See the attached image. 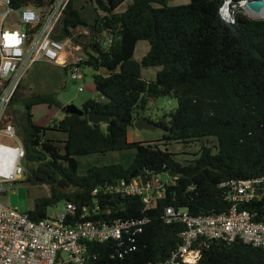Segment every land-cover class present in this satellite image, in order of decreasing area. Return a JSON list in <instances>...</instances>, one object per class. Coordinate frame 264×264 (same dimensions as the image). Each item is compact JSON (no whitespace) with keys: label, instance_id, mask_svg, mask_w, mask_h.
I'll return each mask as SVG.
<instances>
[{"label":"trees","instance_id":"obj_1","mask_svg":"<svg viewBox=\"0 0 264 264\" xmlns=\"http://www.w3.org/2000/svg\"><path fill=\"white\" fill-rule=\"evenodd\" d=\"M125 1L87 0L97 13L90 23L74 0H69L61 18L55 37H69L81 45L86 56L82 67L95 70L92 79L100 97L85 100L82 115L62 112L61 117L40 125L33 121L32 108L46 104L60 109L55 91L23 97L20 85L11 100V106L20 107L11 113L25 151L24 180L49 186V193L37 197L27 210L33 219L47 217L48 208L60 201L81 204L93 198L100 203L96 218L148 219L129 251L123 252L115 240L88 242L90 264L163 262L183 230L180 222L164 221L165 206L186 208L192 215L219 213L230 207L225 188L219 186L222 181L261 177L264 186V18H250L238 8L234 22L228 23L219 11L224 0H189L176 5L167 0H131L118 11ZM52 2L11 0L10 5L17 9ZM78 26L93 30L87 42L74 37L73 29ZM140 40H146L149 49L137 60L133 53ZM150 66L159 69L154 78L146 79L141 68ZM160 96L177 102L167 120L153 121L164 130L160 141L212 138L215 145L202 144L193 159L181 162L167 148L129 141L128 128L138 116L145 117L150 101ZM89 111L111 117L90 123ZM48 130L66 133L62 149L46 136ZM131 148L135 154L127 166L93 165L84 174L77 172L76 156ZM158 165L169 178L163 198L150 210H143L139 196L109 192L104 186L108 181L127 180L133 171L139 181L159 175L162 171H148ZM94 189L96 194H92ZM243 208L254 212V219L264 220L262 201ZM196 246L200 257L194 264H264V248L239 239H204Z\"/></svg>","mask_w":264,"mask_h":264},{"label":"built area","instance_id":"obj_2","mask_svg":"<svg viewBox=\"0 0 264 264\" xmlns=\"http://www.w3.org/2000/svg\"><path fill=\"white\" fill-rule=\"evenodd\" d=\"M68 1L53 0L48 6L26 5L14 9L11 0H0L3 7L0 10V264H90L88 242L115 240L123 252L129 251L148 220L146 217L96 218L100 211L98 198L81 204L65 200L61 212L35 220L27 211L11 207L9 198L5 197L11 185L24 175L25 151L10 110L24 75L35 62L41 59L56 62L63 53L61 64L67 67L69 77L76 81L83 79L82 63L86 56L80 52V45L73 44L69 37H55V28L60 26ZM224 3L219 9L221 17L233 23V13L238 7H232L224 17L221 12ZM12 13L16 19L9 20ZM78 90L82 87L78 86ZM262 180L254 177L222 181L219 186L225 188L224 198L230 207L219 213L192 215L186 208L165 206L164 221L180 222L183 230L170 256L155 264L196 263L200 257L196 245L204 239H239L264 248V220L254 219L255 213L243 208L247 203L259 201L264 206ZM117 181L114 187L105 186L109 192L139 196L143 210H150L163 198L168 179L151 174L142 181L134 177L128 182ZM61 253H66L68 258H62Z\"/></svg>","mask_w":264,"mask_h":264},{"label":"rangeland","instance_id":"obj_3","mask_svg":"<svg viewBox=\"0 0 264 264\" xmlns=\"http://www.w3.org/2000/svg\"><path fill=\"white\" fill-rule=\"evenodd\" d=\"M75 4L82 8V14L88 18L90 23H93L96 16L94 7L87 2V0H75ZM229 4V10L232 7H238L241 11L250 18H254L245 12L242 6L243 0H238L236 6L233 5L232 0H225ZM129 2V1H128ZM189 0H167L169 5H176L187 3ZM245 3V2H244ZM125 4L121 7L123 9ZM3 7H0V10ZM98 13L102 14L98 10ZM264 18V17H261ZM8 19H16V14L12 13L9 15ZM59 31V26L55 28V32ZM93 32L90 27L78 26L74 29V37L81 42H87L89 35ZM73 44V40L70 38ZM81 47V45H80ZM148 47V42L146 40H140L136 43L134 48V58L140 60L145 54L146 48ZM81 52V51H80ZM79 53V51H78ZM63 65L55 64L44 59L35 62L30 66L26 74L24 75L19 92L23 94V97L30 95L31 93H45L50 91H55L57 98L64 101L66 104H74L81 107L82 103L89 98H96L99 96L98 92L95 90L92 74L95 70L90 66H84L83 69V79L81 81L73 80L69 77V72L64 74ZM159 67H142L141 75L144 78L152 79L155 77L156 71ZM100 72L104 73L105 70L101 68ZM62 80V82H61ZM78 86L82 87V90H78ZM68 87V89H67ZM177 102L173 98L166 97H156L150 101L147 110L144 112V116L151 121L167 120V113L171 111ZM20 108L16 104L11 106V111ZM33 121L34 123L40 125H46L47 122L53 117H61L62 111L57 109L55 106L49 107L46 104H38L32 108ZM13 122L15 124L14 114L12 115ZM56 131L48 130L46 136L54 141V143L62 149V138L53 136ZM164 130L160 127L155 129L137 128L135 126H130L127 130V139L129 141H142V142H152L157 144L161 148H167L170 152H173L174 157L184 162L185 160H190L195 157V153L199 150L202 144H208L211 146L215 145V140L209 138L208 140L203 138L197 141L191 142H175V141H160ZM213 150H216L215 147ZM135 154V149H125L120 151H111L106 153H94L89 155L76 156L77 160V172L78 174H84L90 166L102 165L110 163H120L127 166L131 163ZM159 176L163 179H168L169 176L167 172L159 173ZM65 183V182H64ZM65 185V184H63ZM67 186V184L65 185ZM49 193L48 185H37L30 181L24 180V176L17 182L13 183L11 187L7 190L5 197L9 198V204L11 207L16 208L20 212H26L28 209L32 208L37 197L47 195ZM64 201H60L54 206L48 208L47 215L53 216L63 210ZM61 257L64 259L68 258L66 253H61Z\"/></svg>","mask_w":264,"mask_h":264},{"label":"water","instance_id":"obj_4","mask_svg":"<svg viewBox=\"0 0 264 264\" xmlns=\"http://www.w3.org/2000/svg\"><path fill=\"white\" fill-rule=\"evenodd\" d=\"M246 5L254 10L258 11L261 7H264V0H246ZM68 89V87H67ZM59 99V98H58ZM60 100V99H59ZM62 106L60 108V111L64 113H76L79 115H82L84 113V110L81 107H78L74 104H66L64 101L60 100ZM87 120L90 123H102L105 121H108L110 119V115L102 112H97V111H89L86 114ZM133 126L137 128H146V129H155L157 126L156 124L149 120L146 117L143 116H138L137 119L134 121ZM148 171L157 173L159 171L166 172L165 168H162L161 165L158 166H150L148 168ZM135 172L133 171L127 180L125 182H128L131 178L134 177ZM119 181H108L104 184V186H116ZM59 187H62L61 183H58Z\"/></svg>","mask_w":264,"mask_h":264},{"label":"bare ground","instance_id":"obj_5","mask_svg":"<svg viewBox=\"0 0 264 264\" xmlns=\"http://www.w3.org/2000/svg\"><path fill=\"white\" fill-rule=\"evenodd\" d=\"M244 2H242V6L245 7V10H247V12L249 13L250 16L254 17V18H261L264 17V7H261L258 11H254L252 9H250L249 7H247L246 5V0H243ZM229 11V4L226 1L221 9L222 15L224 17H226V15L228 14Z\"/></svg>","mask_w":264,"mask_h":264},{"label":"crops","instance_id":"obj_6","mask_svg":"<svg viewBox=\"0 0 264 264\" xmlns=\"http://www.w3.org/2000/svg\"><path fill=\"white\" fill-rule=\"evenodd\" d=\"M131 1V0H126L125 2H123L118 8H117V10L118 11H121V10H124V8L126 7V4L127 3H129V2ZM75 0H74V5L77 7V8H79L76 4H75ZM125 4V6H124V8L123 9H121V7L123 6ZM80 10H81V12H82V8L80 7L79 8ZM97 14V13H96ZM88 19V18H87ZM89 21V20H88ZM59 28H60V26H59ZM75 29V28H74ZM74 29H73V34H74ZM147 50L149 49V45H148V47L146 48ZM147 50H146V52H147ZM145 52V53H146ZM134 54V53H133ZM63 56H64V54L62 53L61 55H60V57H59V59H58V61H56V62H54L55 64H58V65H62L61 64V61H62V59H63ZM134 56V55H133ZM64 67V66H63ZM63 72H64V74H66V72H67V70L65 71V69H63ZM157 72V71H156ZM156 74V73H155ZM147 79V78H146ZM61 82H62V80H61ZM100 97V95L99 96H97L96 98H99ZM36 106V105H35ZM57 133H55L53 136H56V137H60V138H62V141L63 140H65V138H66V133H64V132H58V131H56ZM89 155V154H88ZM102 165H104V164H102Z\"/></svg>","mask_w":264,"mask_h":264}]
</instances>
